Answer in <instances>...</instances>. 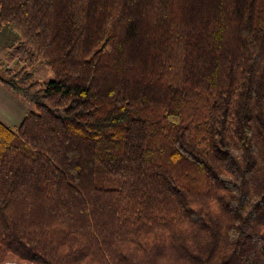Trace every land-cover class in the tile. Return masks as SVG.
<instances>
[{
	"label": "trees",
	"instance_id": "trees-1",
	"mask_svg": "<svg viewBox=\"0 0 264 264\" xmlns=\"http://www.w3.org/2000/svg\"><path fill=\"white\" fill-rule=\"evenodd\" d=\"M5 27L33 110L0 122V264H264V0H0Z\"/></svg>",
	"mask_w": 264,
	"mask_h": 264
},
{
	"label": "rangeland",
	"instance_id": "rangeland-1",
	"mask_svg": "<svg viewBox=\"0 0 264 264\" xmlns=\"http://www.w3.org/2000/svg\"><path fill=\"white\" fill-rule=\"evenodd\" d=\"M15 41H16V35L9 28L5 27L3 30L0 31V63L2 64L5 63L6 61L5 51L7 47L9 45H12ZM7 68L17 71L21 68V66L16 63H13L12 65L7 64ZM53 79H54V73L51 70L44 67L43 65H38L35 67L33 74L34 81L40 83H47ZM14 96H15L14 98L17 101L19 100L23 102L26 106L30 108V110H33V106H31V104L28 101L16 95ZM0 122L11 130L19 125V123H12V122H10L9 124L4 123L2 120H0Z\"/></svg>",
	"mask_w": 264,
	"mask_h": 264
},
{
	"label": "crops",
	"instance_id": "crops-1",
	"mask_svg": "<svg viewBox=\"0 0 264 264\" xmlns=\"http://www.w3.org/2000/svg\"><path fill=\"white\" fill-rule=\"evenodd\" d=\"M14 97L13 94L0 85V120L4 123L9 124L12 122L20 125L25 112L30 108Z\"/></svg>",
	"mask_w": 264,
	"mask_h": 264
}]
</instances>
